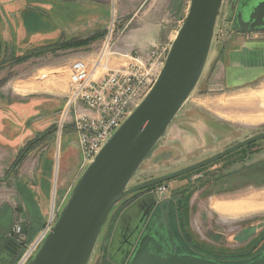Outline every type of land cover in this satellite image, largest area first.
<instances>
[{
	"label": "rangeland",
	"instance_id": "374dc122",
	"mask_svg": "<svg viewBox=\"0 0 264 264\" xmlns=\"http://www.w3.org/2000/svg\"><path fill=\"white\" fill-rule=\"evenodd\" d=\"M90 1L0 0V141L13 140L12 145L0 144V264H16L48 224L53 225L88 166L71 121L60 127L69 63L98 52L111 30L117 51L146 57L167 50L190 3L97 0L100 9L83 8ZM235 4L224 2L199 83L130 186L264 131V74L247 69L241 73L235 65V51L263 39L264 32L238 31ZM87 37L94 38L85 46L74 45ZM125 63L115 55L108 66ZM241 170L253 175L240 176ZM162 185L169 187L168 193L158 198ZM145 195L156 200L175 196L170 223L187 252L221 263L251 261L264 251V138L174 180L129 194L111 211L89 264H129L137 237L130 239L126 215L140 213L136 204ZM180 195L185 200L177 202ZM237 198L254 202L234 211L229 201ZM181 223L192 241L183 237ZM16 226H21L20 233Z\"/></svg>",
	"mask_w": 264,
	"mask_h": 264
},
{
	"label": "water",
	"instance_id": "95a60500",
	"mask_svg": "<svg viewBox=\"0 0 264 264\" xmlns=\"http://www.w3.org/2000/svg\"><path fill=\"white\" fill-rule=\"evenodd\" d=\"M225 1L190 0L185 20L156 81L88 163L59 217L27 264H89L111 211L129 194L174 180L264 138L263 131L199 162L130 186L135 173L199 83ZM238 23L242 26L236 28L242 32L264 25V1L251 10L247 21L241 17ZM166 195L157 194L158 198ZM156 201L154 198L152 203ZM170 201V198L164 199L161 212L146 225L129 264H234L194 255L184 249L179 252L170 223ZM238 264H264V251L255 259Z\"/></svg>",
	"mask_w": 264,
	"mask_h": 264
},
{
	"label": "built area",
	"instance_id": "2783aa9c",
	"mask_svg": "<svg viewBox=\"0 0 264 264\" xmlns=\"http://www.w3.org/2000/svg\"><path fill=\"white\" fill-rule=\"evenodd\" d=\"M112 35L111 30L101 49L91 57H78L68 65L69 91L60 127H63L64 121H71L85 162L94 159L147 94L164 65L167 56L164 52L169 50H155L146 57L120 52L114 49ZM115 55L122 56L126 63L115 68L109 67V61ZM102 68L107 70L96 76ZM168 189L167 185H162L157 188V193L167 194ZM51 226L49 223L36 242L27 249L20 264L30 261ZM15 230L20 233L21 226H16Z\"/></svg>",
	"mask_w": 264,
	"mask_h": 264
},
{
	"label": "flooded vegetation",
	"instance_id": "af4514ba",
	"mask_svg": "<svg viewBox=\"0 0 264 264\" xmlns=\"http://www.w3.org/2000/svg\"><path fill=\"white\" fill-rule=\"evenodd\" d=\"M262 1H264V0H236L235 13H234V23L237 24V27L239 29L242 26L241 24L238 23L239 18L242 17V19L244 21H247L249 19V14H250L251 10L256 5H258L259 2H262ZM260 31L264 32V25H261L260 27H256V29L254 31H249V32H260ZM144 194H146V193H144ZM173 197H175V196H172V198H170L171 201L169 203L170 216H171L172 210H174V206H175L174 205L175 199ZM154 198L152 195L151 196L145 195L143 198L138 200V203L136 204L137 208L140 210V213H137V215L135 216L136 212L134 213V211H133V212H131V214L126 215V217L128 218V221L124 227H127V229H129L128 235H130V239L132 237H135V236L137 237L136 244H137L139 238L144 233L146 225L149 223L151 218L154 215H157L161 212L160 204L163 202V200L157 199L156 202L152 203ZM177 199H178L177 202H179L182 199L185 200L184 195H180V197H178ZM175 209H176V207H175ZM177 212H180V205H179V207L177 205ZM173 232H174L175 237L177 238V236H178L177 233L174 230H173ZM179 241H180V239L177 238L178 251L181 252L182 243L180 244ZM184 251H186V250H184Z\"/></svg>",
	"mask_w": 264,
	"mask_h": 264
},
{
	"label": "crops",
	"instance_id": "0c3cea01",
	"mask_svg": "<svg viewBox=\"0 0 264 264\" xmlns=\"http://www.w3.org/2000/svg\"><path fill=\"white\" fill-rule=\"evenodd\" d=\"M81 1L84 2V0H81ZM148 1L149 0H143V4L148 2ZM100 7H101V5L97 4V0H91L89 5L84 6V4H83V8H85V9H88V8L100 9ZM100 19H102V18L95 19L89 26L92 27V25H94L95 22L100 20ZM247 44H249V45H247ZM242 47H241V49L235 51L236 52L235 59H236V61H238V63H236L235 65L237 67L239 66V68H241L240 69L241 73H243L244 69H247L248 71H253L254 73H256V75L257 74L258 75L264 74V38L263 39L258 38L256 40H253L249 43H246L243 48ZM37 91L38 90H34V91L28 90L26 93L37 92ZM22 94H24V93H22ZM6 115H7V113L5 114V116ZM7 140H9V139H7V137L1 138L0 144L2 146H8V145L13 144V140H10V142ZM256 200L259 201V199H256ZM229 202H230L231 207H234L232 209L234 211H237V209L240 208V206H242L243 204H248L250 202L253 203L254 200H253V198H251L250 200L249 199L244 200L242 198H237V199H232ZM240 211H242V210H240Z\"/></svg>",
	"mask_w": 264,
	"mask_h": 264
},
{
	"label": "trees",
	"instance_id": "16d2710c",
	"mask_svg": "<svg viewBox=\"0 0 264 264\" xmlns=\"http://www.w3.org/2000/svg\"><path fill=\"white\" fill-rule=\"evenodd\" d=\"M93 38H94V37H87V38L80 39V40L76 41L74 45H76V46H85V45L89 44V43L92 41ZM16 60L18 61L17 58H16ZM251 172H253V170H252ZM238 174H239L240 176H242V175H246V174H247V175H248V174L253 175L252 173H249V172H248V173H243L242 170H241V172H239ZM254 182H257V179L254 180ZM180 211H181V209H180ZM180 214H181V213L178 212L179 218H180ZM181 224H182V232H183L182 234H183V237H185L186 239L188 238L189 242L192 241L193 239L191 238V236H190L188 230L186 229V225H185V223H181ZM181 237H182V236H181ZM183 237H182V239H183ZM185 238H184V239H185ZM210 254H212V253H210ZM212 256L215 257V254H212ZM21 257H22V256L20 255V257H19L17 263L20 261ZM17 263H16V264H17Z\"/></svg>",
	"mask_w": 264,
	"mask_h": 264
},
{
	"label": "bare ground",
	"instance_id": "6f19581e",
	"mask_svg": "<svg viewBox=\"0 0 264 264\" xmlns=\"http://www.w3.org/2000/svg\"><path fill=\"white\" fill-rule=\"evenodd\" d=\"M100 71H101V70L97 71V73H96L95 75H96V76L99 75V74H100ZM92 72H93V67H92ZM101 73H102V72H101ZM50 223H52V222H50Z\"/></svg>",
	"mask_w": 264,
	"mask_h": 264
}]
</instances>
